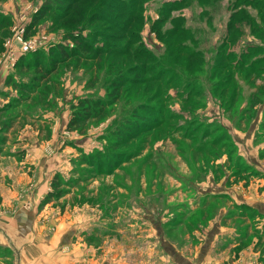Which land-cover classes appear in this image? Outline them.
<instances>
[{
    "label": "rangeland",
    "instance_id": "rangeland-1",
    "mask_svg": "<svg viewBox=\"0 0 264 264\" xmlns=\"http://www.w3.org/2000/svg\"><path fill=\"white\" fill-rule=\"evenodd\" d=\"M46 1L0 0V16L10 20L0 29L4 36L0 76L5 79L16 70L20 82L37 78L39 85L21 106H10L14 110L5 113L20 119L8 131L0 162L10 160L6 153L21 161L27 152L23 144L35 148L36 142L44 159L35 164L37 170L30 163L19 174L41 179L37 184L25 182L19 199L24 203L21 207L33 204L24 215L26 223L19 221L23 232L33 226L32 235L23 237L27 241L20 246L0 245V264H264V211L255 204L264 201V73L254 72L257 82L237 74L221 100L213 90L224 72L210 77L212 53H202L201 61L189 56L199 48L221 45L233 12L244 8L256 15L264 1L253 5L256 0L253 4L180 0L172 7L170 3L178 0H107L101 10L108 17L121 14L115 6L119 1L137 6L140 18L132 28L140 33L133 42L135 49L131 54L116 51L126 49L129 38L117 36L119 29L104 17L106 21L82 23L70 33L88 37L99 50L105 47L104 34H109L110 46L100 55L84 52L64 62L49 53L59 45L71 53L75 46L76 41L67 37L72 25L67 24L65 12L46 14L33 25ZM205 8L210 17L202 15ZM125 16L118 19L124 21ZM175 17L179 19L174 22ZM175 24L182 30L193 27L202 45L196 46L184 30L182 35H170L168 30ZM249 26L247 22L243 33L236 34L239 42L258 39L249 34ZM184 41L188 52L178 56ZM24 42L35 43L30 53H44L37 62L38 77L34 63L30 71L16 66L29 54L21 52ZM140 49L148 54L137 52ZM191 62L193 70L175 66ZM133 65L139 71L132 70ZM189 75L208 82L197 84ZM120 77L127 81L116 87ZM136 77L146 83L132 81ZM237 89L238 100L228 111V100ZM2 91L14 97L17 93L12 85L1 84L0 105L11 102ZM88 98L95 104L105 102V109L99 114L94 107V117L72 124L76 112H85L78 104ZM246 105L255 112L239 124ZM136 108L144 114L140 119L133 115ZM257 111L258 129L249 132ZM218 139V144L208 147ZM205 142L204 151L196 147ZM225 142L229 148L222 150ZM241 148L251 155L248 161ZM223 151L224 158L217 154ZM11 181L6 188L14 186ZM39 183L46 189L42 196ZM249 204L255 207L246 208ZM7 210L12 215L19 212ZM32 217L37 221L28 229Z\"/></svg>",
    "mask_w": 264,
    "mask_h": 264
},
{
    "label": "trees",
    "instance_id": "trees-1",
    "mask_svg": "<svg viewBox=\"0 0 264 264\" xmlns=\"http://www.w3.org/2000/svg\"><path fill=\"white\" fill-rule=\"evenodd\" d=\"M67 1L68 3L64 6L62 5L61 2ZM106 1L107 0H47L46 2H44V4L42 5L43 8H41V12L39 15H37L35 17V19L33 20V25L38 24V19H40L42 16H45L46 14H56L58 16H61V11L65 12L64 18L65 19H70L69 22H67V24L72 25L69 29H68V33H67V37L69 39H73L75 40V46L74 48L71 50V53L67 51V47L64 45H59L56 48H52L50 51V56L56 54V56L58 55V57L60 58V60H58L59 62H64V61H68L70 60L73 56H80V55H84L83 53H95L100 55L102 53V50L106 47V45L110 44L108 43V35L109 34H104V37L106 38L104 42L105 47L101 48L100 50L97 48H94L93 42L91 41V39H89L88 37L85 38V36H83L81 33L75 35L70 33L72 29H75L76 27L82 25V23L86 26L91 22H100L101 20H105L104 17H108L109 15H105V12H102L101 9L104 8V6H106ZM132 1V0H131ZM136 2L138 1H142V0H135ZM241 0H236V2H240ZM253 0H243V2L245 4H253ZM258 1V2H257ZM261 0H256L254 2L253 5H257L259 4ZM264 1V0H263ZM181 1H175L173 3H170L172 5V7H174L176 4H179ZM201 2V1H199ZM204 5V2H201V5ZM205 3H209V2H205ZM56 4V6H54ZM104 5V6H103ZM110 6V4H107ZM117 8L121 11L120 13H116V15L114 16H110L108 17L109 20L112 21L113 23V27L116 29L118 28L119 31L121 32L119 35V37L121 36H128L129 41H128V45H126V49H119L116 50L119 53H123V54H131V51L134 50L135 48L133 47V42L135 40H137V38L139 39V31L134 30L132 27L133 25L137 24V21L139 20L140 16L137 15L136 12V7H134V3L130 2L128 4L123 3L122 1H119ZM115 6H110L111 10L114 8ZM55 8V9H54ZM61 10V11H60ZM109 10V11H111ZM208 14V16L210 17L208 10L205 8V10L202 12V15ZM124 15L127 16V18L124 21H121L118 19V17H123ZM125 16V17H126ZM209 17H207L209 19ZM236 17H240V20L243 21H247L249 26V34L252 35H256V38L254 39H247L245 41H243L242 43L239 42V40L241 39L240 37H238L236 34H240L243 33V31L245 30V27L247 26V22H243L242 24H236ZM178 17H175L174 20L172 21H176L178 20ZM229 24L227 27V32L226 34H224L222 37L223 42L221 43V45H208L206 47V50H201L199 48V50H195L197 51V53L191 52L189 54L190 58L194 57L196 60L201 61L202 59V53L204 55L208 53H212L213 57L211 61H214V63H211L210 66H208L209 68H213V72L210 74V77L215 76V74H221L222 72H224V76L221 77L220 79L216 80V82L214 83V92H216L218 95H220V99H223V96H225L228 92V87L230 88V84L232 81H235L236 77H239L241 75H245L249 78V80H252L254 82H257V75H254V72H260L263 71L264 73V66L263 65V61H264V7H260L259 10L257 11L256 15H254V13H251L249 11H247L246 9L244 10V8H241V12L235 10V12H233V14L231 15L230 19H229ZM106 21V20H105ZM173 22V23H174ZM10 20L8 17H1L0 16V29L5 27L6 24H9ZM185 32V34L189 37L193 38V42H195L196 46H201L202 43L199 41L198 36H196L195 34V30L193 29V27L186 29H183ZM183 30L180 28L179 25L175 24V26H173V28H171L169 31L170 35H179V34H184ZM74 31V30H73ZM132 31V32H131ZM131 32V33H130ZM192 34V35H191ZM138 35V36H137ZM191 35V36H190ZM137 36V37H136ZM185 36V35H184ZM234 36V38H232ZM187 38V37H186ZM126 39V38H125ZM124 39V40H125ZM185 39V38H184ZM260 39V40H259ZM4 40V36L0 35V53L1 51L4 50V47L2 45V42ZM209 40V38H208ZM103 43V42H102ZM179 41L177 42L176 45L178 44ZM120 44V43H119ZM187 42H180V53L178 54V56H181L182 53L184 52H188L186 50L187 49ZM242 44V45H241ZM113 47L116 46V44H112ZM232 45L234 49H228V46ZM135 46V45H134ZM240 46H242V48H240L242 51H238L236 49H238ZM240 52L239 57L237 58V55L235 54L236 52ZM137 52L143 53V54H148L147 52H145L144 50H139ZM242 52V53H241ZM39 55V57L34 56L33 60L29 59L28 57L31 55ZM43 52L37 51V53H30L23 56L22 58H20V60L17 62V67H20L21 69H23L24 71H30L33 67V63L35 64V73L36 76L38 77V70H37V62L38 60L40 61V59L43 57ZM41 55V56H40ZM214 55H216V57H214ZM55 56V55H54ZM57 60V59H56ZM55 60V61H56ZM34 61V62H33ZM57 63V62H56ZM175 63V62H174ZM182 66L183 68L186 67L187 69H192L193 70V64L191 62V64L188 66L187 64H175V66ZM207 66V65H206ZM218 69V71L216 70ZM132 70L139 71L138 66L133 65L132 66ZM164 71V70H162ZM228 71V72H227ZM165 72V71H164ZM145 73V72H143ZM18 73L15 72L12 74H10L7 78L6 84L7 85H12L13 90H16V96H11L10 93L2 91V93L4 94V97L6 96L9 101V104L6 103V105H0V152L3 148V146L5 145L6 140L8 139V131L14 127L15 123L19 121L20 119V115H16V116H5V113L7 111H12L14 109H17L19 106H21L25 101H27V99H29V97L32 95V93L36 92V89H39V85H38V81L36 79L32 80V82H20V80L16 79L15 76H17ZM48 74V73H47ZM239 76H236V75ZM19 75V74H18ZM46 76V75H43ZM190 76V75H189ZM193 77V81H196L197 84H201L203 85V83H207L208 81L205 80V78H203L202 76L199 75H192L190 76V78ZM263 77V76H262ZM262 77L260 79H262ZM46 81L50 80L49 77L45 78ZM127 81L126 78L124 77H120L116 82V87L117 86H122L125 82ZM131 81V80H130ZM134 82L136 83H146L143 82V80L139 77H136L135 80L133 78ZM131 81V82H132ZM257 87L259 83H255ZM38 85V86H37ZM262 84H259V86H261ZM225 86V87H223ZM239 89V88H238ZM237 90H235V93H232V98H230L228 100V106H227V110L230 111L231 109V105L233 103H236V101L238 100V94ZM222 90V91H221ZM258 94L254 93L253 97H257ZM91 99H86V100H81L80 103L78 104L83 110H85V112L80 111V112H76L77 115L74 116L73 118V122L72 124H74V122H78V121H87V119L94 117V115L96 113H93V111L91 109L95 108H99L98 113L101 114V112L105 109V102L102 103V101L100 102H94ZM14 105V109H9L10 106ZM9 109V110H8ZM133 115L136 117V119H140V117L142 118L144 116V114L140 111L139 108H136L133 111ZM253 112H255V110L253 109V106H249L246 105L243 108L242 114H240V118L238 120L239 124L246 122L247 120H249L250 118H252L253 116ZM229 114H232V112H228ZM25 114H29V113H25ZM258 115V111L256 112L254 117H257ZM223 129V127H221ZM219 128V130L221 129ZM147 133L150 132L149 130H146ZM121 132H119L118 134H120ZM119 137V136H117ZM221 141V140H220ZM215 141L212 143H209L208 147H213L211 145H216L219 142ZM208 142H205L196 146L198 147L200 150L204 151V146L207 144ZM119 144H116V147ZM227 147L229 148V144H227L226 142L223 143L221 149L223 150L224 148L227 149ZM235 150V148H233ZM233 150L231 149L229 152H227V156L228 159H232L234 156H231V152ZM224 151L223 153H217L219 156L222 155V157L224 158ZM234 153V152H233ZM1 154V153H0ZM221 157V156H220ZM231 161V160H230ZM246 208H249V206H247Z\"/></svg>",
    "mask_w": 264,
    "mask_h": 264
},
{
    "label": "crops",
    "instance_id": "crops-1",
    "mask_svg": "<svg viewBox=\"0 0 264 264\" xmlns=\"http://www.w3.org/2000/svg\"><path fill=\"white\" fill-rule=\"evenodd\" d=\"M8 76H7V78H8ZM7 78L4 79L3 76H0V85L1 84L6 85ZM2 102H3V100H2ZM260 111L263 112V110H260ZM262 112H260L261 116H262ZM255 120H256V123H255L256 125L253 124V126L249 129V132L250 131L253 132V131H256L258 129L257 126H259V124H258L259 118L257 117ZM254 125H255V127H254ZM23 145L24 146H22V148H24L27 152H26V155L23 157V159H20L21 161L18 162L12 153H6L5 154L6 158H8L10 160H5L3 163L0 162V171H1L0 172V214L2 215V216H0V245H3V246H6L10 243L15 244V245L18 244V246H20L21 242L27 241V239L23 238V237L28 236V238H29L32 235L31 230H32L33 226L27 233L23 232L21 229H19V227H20L19 221L24 223V224L26 223V221H24L25 220L24 215L27 214V212H28L27 209L28 210H29V208L32 209L33 204L31 203V207L28 206L29 208L23 207V206L21 207V205H23L24 203L22 202V200L19 201V199L22 196V194H24V192L21 191L22 188L27 187L26 184H24L25 182L30 183V184H33V183L37 184L41 179L38 178L39 176H35V174H33V176L28 174V176L27 177L25 176V178H24V176L19 177V174L22 175L20 172L21 171L23 172V169H28V166L31 164H32V166H34V171L37 170V168L35 167V164L37 165V163H39V165H40L41 159H42V161L44 159H43V152L40 153L41 149H39V150L37 149V148L42 147L41 144H39V146L37 147V142H36L35 148H33L32 145H26V144H23ZM16 149H13V150L16 151ZM25 150H21L20 152L25 151ZM241 152L246 155L245 159L248 161V159L251 155L245 153L242 148H241ZM239 154H241L240 151H239ZM5 156H4V158H5ZM38 156L40 157L39 159L37 158ZM12 158L14 160H12ZM5 163L6 164L12 163L13 166H9V165L6 166ZM257 163H259V165H260V162H257ZM261 172H262L261 175L263 178L261 180V182L264 183V168ZM37 178H38V180H37ZM8 179L12 180L11 182L14 183V186L10 185L12 188L9 186H8V188H6V182L9 181ZM32 179H34V180H32ZM31 180H32V182H31ZM45 192H46L45 186H43V184H40L39 188H38V193L40 194V196H42ZM28 193L29 192L26 191V194H28ZM33 198H32V201H33ZM36 198H37V196H36ZM34 200H35V198H34ZM255 202H257V201H255ZM255 204L259 205V206L256 205L257 208H259V209L261 208L264 211V201L259 200ZM255 204H249L247 206L253 207ZM3 206L6 208L5 212L3 210H1V208ZM11 208L16 209V212L17 211H19V212L15 215L8 213L10 211H8L7 209L11 210ZM20 215H22L21 218H20ZM33 217H32V221H29V223H27L28 229L30 228V223L32 225H34V223L37 221ZM38 227L39 226H36L35 228H38ZM26 247L30 248V245H27ZM24 253H26V252H24ZM24 253H23V257H25L27 254V253L26 254H24Z\"/></svg>",
    "mask_w": 264,
    "mask_h": 264
},
{
    "label": "built area",
    "instance_id": "built-area-1",
    "mask_svg": "<svg viewBox=\"0 0 264 264\" xmlns=\"http://www.w3.org/2000/svg\"><path fill=\"white\" fill-rule=\"evenodd\" d=\"M22 40V37H21ZM35 49V43H30V42H24L23 45L21 46V52L22 53H29L34 51Z\"/></svg>",
    "mask_w": 264,
    "mask_h": 264
}]
</instances>
